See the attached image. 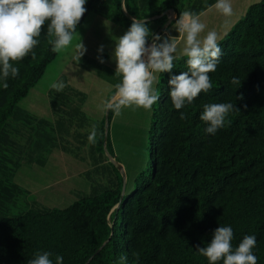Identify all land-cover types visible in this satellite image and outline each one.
Masks as SVG:
<instances>
[{
  "label": "trees",
  "instance_id": "trees-1",
  "mask_svg": "<svg viewBox=\"0 0 264 264\" xmlns=\"http://www.w3.org/2000/svg\"><path fill=\"white\" fill-rule=\"evenodd\" d=\"M215 3L124 1L127 13L142 20L171 9L177 18L185 11L200 15ZM85 7L76 31L93 10L127 31L132 24L122 0H86ZM167 18L146 25L163 26ZM38 40L34 58L29 54L13 62L19 75L8 78L6 89L0 80V264H28L37 252L52 253L54 264L56 255L63 256V264H120L121 256L127 257L125 264H209L196 246L210 243L220 226L233 229V247L245 235H255L253 253L258 264H264V1L252 5L219 42L223 54L209 73V92L177 110L168 81L187 70V58L175 59L172 72L160 74L159 100L149 131V165L123 197L122 177L104 153L105 121L87 125L82 92L67 85L62 91H50L52 127L19 109L57 56L48 42L47 25ZM233 77L240 84L233 85ZM213 103H232L238 110L229 113L215 134H208L200 114L205 104ZM114 116L109 110V121ZM93 126L97 135L95 142H89ZM62 137L67 140L61 141ZM76 146L80 157L94 166L92 175L85 174L91 180L89 194L66 209L34 201L28 211L9 215L14 200L24 193L14 183L18 166L47 161L54 149L74 152ZM106 147L111 154L109 137ZM106 164L111 165L109 171Z\"/></svg>",
  "mask_w": 264,
  "mask_h": 264
},
{
  "label": "clouds",
  "instance_id": "clouds-1",
  "mask_svg": "<svg viewBox=\"0 0 264 264\" xmlns=\"http://www.w3.org/2000/svg\"><path fill=\"white\" fill-rule=\"evenodd\" d=\"M85 4L86 0H0V80L4 81L5 89L8 78L19 75V68L13 62L29 54L34 58L33 49L39 44L38 37L45 25L53 52L59 53L72 44L77 25L87 11ZM213 7L225 17L233 14L230 0H216ZM200 15L182 12L173 25L179 33L178 37L152 34L142 19H134L128 31L117 39L115 74L120 77V82L115 85V93L104 103V110H110L116 116L121 114L122 109L133 106L151 110L159 100L154 87L156 74L172 72L178 38L184 44L182 55L187 58V70L172 75L168 81L174 108L180 110L191 104L201 92H209L212 88L209 73L216 70L223 53L215 30L201 35L205 33L206 25L201 22ZM150 34L153 43L148 46ZM75 47V58L80 60L87 49L81 41ZM100 52H103V46ZM98 59L104 62L102 58ZM231 83L238 85L240 81L233 77ZM64 87L63 82L52 84L58 92ZM237 110L232 103L205 104L200 119L208 125L206 132L215 134L224 126L229 113ZM181 119H186V114L181 113ZM96 135L97 130L93 126L89 142H95ZM233 238L230 226H220L214 230L210 243L204 247L197 245L196 249L208 259L209 264L220 261L223 264H258V258L253 253L257 243L255 235H245L236 247H233ZM52 255L50 252H37L28 264H54ZM126 261V256L120 257V264ZM55 264H63V256L56 255Z\"/></svg>",
  "mask_w": 264,
  "mask_h": 264
},
{
  "label": "rangeland",
  "instance_id": "rangeland-1",
  "mask_svg": "<svg viewBox=\"0 0 264 264\" xmlns=\"http://www.w3.org/2000/svg\"><path fill=\"white\" fill-rule=\"evenodd\" d=\"M263 1L230 0L233 8V14L230 17H225L213 6L208 8L200 15L201 22L206 25L205 33L201 35L215 30L219 35L218 43L221 42L236 23L246 16L252 5ZM167 17L171 21L167 18L163 26L151 23L150 32L153 34L160 27L155 35L161 31L159 35L162 37L169 35L178 37L179 33L173 27L178 19L177 16L168 11ZM126 32V29L111 21L107 16L101 15L96 10L91 11L74 34L72 44L57 53L56 59L48 66L39 83L18 104L19 109L37 121L46 120L49 123L47 126L52 127L55 118L51 110L49 93L53 89V83L63 82L85 95L81 111L88 118L87 125L93 122L99 126L105 121L106 126L109 110H104L103 105L113 95L115 85L120 82V77L115 74L117 65L114 50L118 37ZM80 41L87 51L78 60L75 58L77 54L75 46ZM150 43H153V38L150 42L147 41L148 46L151 45ZM101 46H103V52H100ZM183 47V41L178 38L176 59L184 57ZM98 57L104 62L101 63ZM156 76L157 81L154 87L159 95L160 73ZM155 105L156 103L151 110L135 106L124 108L119 116L115 115L111 121H108L109 127L106 134L110 140L109 149L112 155L105 144L104 153L110 164L114 165L108 155L123 167L125 178L118 171L123 180V188L125 187L127 193L132 191L139 173L149 165V131ZM46 130L51 132L50 127H46ZM83 133H85L84 130ZM64 138L62 137L61 141L62 139L67 140ZM78 147L74 148V152H66L62 148L54 149L47 154V161L33 160L20 164L15 173L14 183L24 193L14 200L15 205H11L9 215L28 211L34 201L51 209H66L79 201L82 196L88 195L91 180L85 174L91 172L94 166L89 160H83L85 156L80 157L81 152L79 153ZM72 153H77L78 156L74 157ZM105 167L109 171L111 165L108 167L106 164ZM90 174L92 175V172ZM94 177L92 176L91 179Z\"/></svg>",
  "mask_w": 264,
  "mask_h": 264
},
{
  "label": "water",
  "instance_id": "water-1",
  "mask_svg": "<svg viewBox=\"0 0 264 264\" xmlns=\"http://www.w3.org/2000/svg\"><path fill=\"white\" fill-rule=\"evenodd\" d=\"M124 1L125 0H122V5H123V11H124V13H125V15H126V17L129 19V20H131L132 22H133V20H134V18H132L128 13H127V11H126V9H125V5H124ZM169 12L172 14V15H175V11L174 10H169ZM165 15H167V12H165V13H163L161 16H156V17H152V18H149V19H145V20H143L145 23H147V22H151V21H154V20H157L158 18H161V17H163V16H165ZM168 19L170 20V18L168 17ZM171 21V20H170ZM161 32V31H160ZM160 32L157 34V35H159L160 34ZM150 44H152V43H150ZM149 44V45H150ZM109 112H108V114H107V124H106V132L108 133V127H109ZM106 132H105V134H106ZM105 138H106V141H105V145H106V143H107V134H106V136H105ZM109 156V158H110V160H111V162L118 168V170L122 173V175L124 176V178H125V172H124V169H123V167L120 165V164H118L115 160H114V158L112 157V156H110V155H108ZM125 195V187L123 188V191H122V197ZM119 206H117L116 208H118Z\"/></svg>",
  "mask_w": 264,
  "mask_h": 264
}]
</instances>
